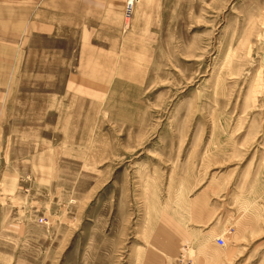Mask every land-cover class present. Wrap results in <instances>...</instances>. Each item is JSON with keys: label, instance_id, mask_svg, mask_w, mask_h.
Listing matches in <instances>:
<instances>
[{"label": "rangeland", "instance_id": "obj_1", "mask_svg": "<svg viewBox=\"0 0 264 264\" xmlns=\"http://www.w3.org/2000/svg\"><path fill=\"white\" fill-rule=\"evenodd\" d=\"M21 2L0 264H264V0H139L104 36L84 0Z\"/></svg>", "mask_w": 264, "mask_h": 264}, {"label": "crops", "instance_id": "obj_2", "mask_svg": "<svg viewBox=\"0 0 264 264\" xmlns=\"http://www.w3.org/2000/svg\"><path fill=\"white\" fill-rule=\"evenodd\" d=\"M2 1V0H1ZM4 1V2H3ZM0 4L5 3L7 0H3ZM30 1L31 0H22L20 6L21 10L26 13L30 11ZM47 0H37V11L41 13L42 8H45ZM66 2V0H60ZM126 1L127 0H84V9L86 12L87 19L95 20L96 25L94 31L89 35H100L104 36L107 34L110 35H121L124 32V13L126 9ZM67 10L66 7H58L54 8L55 13L59 11L64 12ZM23 11V13H24ZM24 17V16H23ZM26 17V16H25ZM57 17V14H56ZM43 22L39 24V27L45 29L43 35H53L55 39H57L56 35L58 33L57 29L60 26V22L57 18H54L52 21ZM99 29V31H97ZM47 30V31H46ZM105 30H109L107 33ZM107 41L101 40L100 42H89L90 46L83 49H89L90 52H99V53H107L112 51V49L104 44ZM88 45V44H87ZM89 47V48H88ZM95 56H89V58H94ZM101 58H105L104 56H100ZM14 53L13 47L0 43V84L5 83L6 86H0V132L3 134L0 137V140L5 141L6 144L0 141V162L3 160V155L6 156V161H8V149L7 143L8 140L11 139V128L8 131V123L5 122V125H2L4 112L6 114L8 99L10 97L9 93L12 91V87L7 86V83L10 84V80L8 81V77L12 76L13 68H14ZM6 118V117H5ZM9 135V137H8Z\"/></svg>", "mask_w": 264, "mask_h": 264}, {"label": "built area", "instance_id": "obj_3", "mask_svg": "<svg viewBox=\"0 0 264 264\" xmlns=\"http://www.w3.org/2000/svg\"><path fill=\"white\" fill-rule=\"evenodd\" d=\"M139 0H128V4L126 5L125 9V16L126 19H129V17L132 15V12L134 10L135 4L138 3ZM217 245L218 246H224V240L222 238H217L216 239Z\"/></svg>", "mask_w": 264, "mask_h": 264}, {"label": "bare ground", "instance_id": "obj_4", "mask_svg": "<svg viewBox=\"0 0 264 264\" xmlns=\"http://www.w3.org/2000/svg\"><path fill=\"white\" fill-rule=\"evenodd\" d=\"M127 4H128V0H127Z\"/></svg>", "mask_w": 264, "mask_h": 264}]
</instances>
